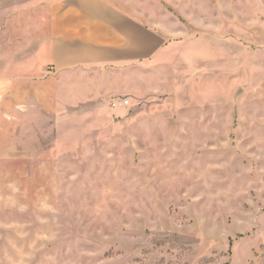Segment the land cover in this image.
Here are the masks:
<instances>
[{
    "label": "rangeland",
    "instance_id": "obj_1",
    "mask_svg": "<svg viewBox=\"0 0 264 264\" xmlns=\"http://www.w3.org/2000/svg\"><path fill=\"white\" fill-rule=\"evenodd\" d=\"M135 1L190 58L0 150V264H264V0Z\"/></svg>",
    "mask_w": 264,
    "mask_h": 264
},
{
    "label": "crops",
    "instance_id": "obj_2",
    "mask_svg": "<svg viewBox=\"0 0 264 264\" xmlns=\"http://www.w3.org/2000/svg\"><path fill=\"white\" fill-rule=\"evenodd\" d=\"M186 44L135 0H0V150L28 158L14 152L30 126L39 136L51 116L58 127L103 95L160 94L190 58Z\"/></svg>",
    "mask_w": 264,
    "mask_h": 264
},
{
    "label": "built area",
    "instance_id": "obj_3",
    "mask_svg": "<svg viewBox=\"0 0 264 264\" xmlns=\"http://www.w3.org/2000/svg\"><path fill=\"white\" fill-rule=\"evenodd\" d=\"M128 103H129L128 100H122L120 102H113V106L114 107H116V106H119V107H121V106H127Z\"/></svg>",
    "mask_w": 264,
    "mask_h": 264
}]
</instances>
